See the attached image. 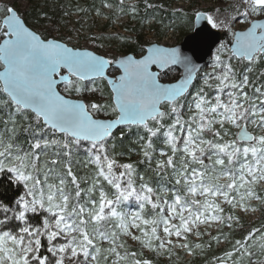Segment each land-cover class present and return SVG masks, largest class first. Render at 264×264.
Returning a JSON list of instances; mask_svg holds the SVG:
<instances>
[{"label": "snow or ice", "instance_id": "obj_1", "mask_svg": "<svg viewBox=\"0 0 264 264\" xmlns=\"http://www.w3.org/2000/svg\"><path fill=\"white\" fill-rule=\"evenodd\" d=\"M124 5L119 0L116 7L135 18L137 8ZM102 7L115 10L108 2ZM5 13L0 24V264H108L109 256L112 264H151L129 252L121 235L157 253L177 247L175 237L191 254L187 240L194 228L233 219L221 215L217 197L244 211L245 198H259L252 186L264 181V83L257 85L248 73L264 60V0H239L232 6L235 14L219 8L196 13L205 28L231 36L217 47L212 72L202 76L195 53L176 45L150 42L138 57L126 52L108 57L62 38H42L13 7ZM237 24L245 30L236 31ZM211 34L197 29L190 39L195 47ZM233 60L247 62L245 71L238 74ZM110 68L113 76L107 75ZM173 73V82H162ZM105 78L111 89L107 102L96 85ZM60 84L82 98H66ZM109 110L114 119L100 118ZM132 126L144 129L141 162L154 164L162 177L172 170L170 199L147 183L137 185L134 165L112 154L114 131L120 129L123 139ZM18 128L26 133V147L16 138ZM157 143L167 149L159 158ZM80 152L86 157L83 166L92 168L84 178L73 170ZM221 179L226 183H218ZM233 192L239 200L230 197ZM129 202L136 203L135 213L123 211ZM145 209L148 216L142 215ZM132 227L141 235H132ZM104 241L107 249L100 247ZM236 245L247 253L246 244Z\"/></svg>", "mask_w": 264, "mask_h": 264}, {"label": "rangeland", "instance_id": "obj_2", "mask_svg": "<svg viewBox=\"0 0 264 264\" xmlns=\"http://www.w3.org/2000/svg\"><path fill=\"white\" fill-rule=\"evenodd\" d=\"M139 0H129L131 5L136 4ZM161 0H151V3L154 5H158ZM105 2H102L103 5ZM235 4L234 0H173V8L176 11L190 10L195 13L198 11L205 10H216L220 9H228ZM7 7H13L18 11L21 18L24 19L26 24L40 34L43 38L46 39H63L64 42L70 41V46H78L81 49L87 48L89 50L97 52V54L107 55L108 57H119L122 52H126L127 54H134L139 56L141 50L136 52H131L132 47L138 43L140 37L146 48L150 42H155L161 45H178L180 44L184 37L191 33L194 29V24L191 25L189 22L183 23L182 26L177 28H172L171 26L166 25V27H161V24L158 20L153 18H147L140 24L137 19V14L135 18L131 15H125L119 9L109 10L107 8L101 7V11L104 10L105 13H112L114 15L111 20L108 16L102 13V16H98V10L95 11H86V2L84 0H0V24H2L3 19L6 15L5 9ZM215 12V11H214ZM100 13V12H99ZM110 22V26L107 29L104 28V25ZM130 25L133 29L137 28L138 30H130L127 26ZM160 27V28H159ZM245 25L237 24L235 30L241 31L245 30ZM79 33V35H77ZM95 36L97 37L96 42L91 40H87V37ZM119 37L120 39H115ZM3 37H0V41H2ZM124 41H127V45H124ZM231 41V36L226 32V36L224 37L221 43H228ZM220 43V44H221ZM219 44V45H220ZM219 45L217 47H219ZM216 47V49H217ZM216 49L208 64L201 70L199 75H203L205 72H212L211 63L213 61V57L216 53ZM222 59H227V55L222 56ZM233 65H238V61L233 60ZM247 64L244 66V70L247 68ZM236 70V69H235ZM110 75H114V70L110 69ZM264 60L259 61L252 65V72L248 73L250 78L256 82L257 85L260 83H264ZM176 78V74L173 73L169 80H164L162 82H173ZM202 84V82H200ZM97 87L104 93V100L107 102L110 100V93L107 92V82L103 80H97ZM199 86V85H197ZM60 91L66 95L67 97L73 99H81L82 97L75 92H65L64 86H60ZM245 91H249L250 89H245ZM98 97V94H97ZM88 98H91V95H88ZM103 119H114L115 114L111 113L109 110V115L101 116ZM126 131L130 129H125ZM120 131V130H119ZM232 131H236L233 129ZM249 131H252V128H249ZM125 132V131H124ZM255 134V133H254ZM116 138L112 139V145H117ZM123 142L121 145H124ZM120 146V144H118ZM155 147V146H154ZM140 144H137L135 148L132 150H128V153H124L122 151H113V155L117 161L120 163H130L131 161H140L143 159L142 155H139ZM167 150L164 148V145L161 144V147L156 149L158 157L159 151ZM86 160L83 152L76 154L73 158V166H77L79 163L76 161ZM207 163V161H206ZM84 174H87V170L83 169ZM172 170L169 169L168 173L161 176L156 170L155 165H151L141 170L140 172H136L134 174L135 177L138 176L136 180L137 185L140 183H147L149 186L154 189H160L161 195L163 198H171V193L168 192L171 187L168 185V181L174 182V177L171 175ZM81 178H84L86 175H79ZM144 177L143 181H140L139 177ZM221 183H226V180L221 179ZM253 191L256 193L258 189H264V181L257 182L252 186ZM243 191V189L241 190ZM164 193H168L167 196H164ZM231 196H236L237 200H239V196L237 193H230ZM199 199H203V197H198ZM216 202L219 203L222 209L229 206V204L223 202L222 197H217ZM260 202L259 198H245L242 202L244 207L248 210L244 211L241 207L237 206L235 212L237 213V218L234 219L235 226L228 227L224 222H211L208 224H201L199 228H194L193 232L188 235L187 243L190 244L191 239L195 242L201 243L202 234L205 235L206 238H211L212 235L217 234L222 227H225L227 231L238 233V236L230 237L227 240H221L217 245V250L223 253L224 250L228 249L226 253L231 252V256H227L226 253L220 256V259L214 264H264V250L257 252L258 246L264 244V239H261L262 235H264V230L259 231L254 227L255 223L259 221L264 214V202H260L263 206V211L256 208V205ZM137 205L135 202H129L124 206L123 211L126 213H135L137 211ZM150 209H145L142 215L148 216ZM222 215V213H221ZM246 221L249 223L246 226L243 222ZM129 231L132 235L140 236L141 232L132 227L129 228ZM199 231L201 235L197 237L195 232ZM241 231H246V234L241 235ZM249 233H254V235L246 239ZM162 234V233H161ZM177 247L173 248L171 252L162 251V252H152L149 251L146 247H143L138 241H135L131 238V236L121 235L119 237V241L123 242L129 252L138 253V257L141 259H149L151 264H154L153 258L154 255L157 257L158 261L162 264H189L188 260L192 258V254H189L187 249L179 247L180 244L184 243L183 240H177L175 237L172 238ZM236 241H241L247 245V253H251L248 255L243 246L239 247L236 245ZM100 247L102 249H107L109 247L106 241L100 242ZM121 253L124 252V249H120ZM205 251L202 250L199 252L203 256ZM135 259L129 257V260ZM66 264H71V261H66ZM101 264H104L101 261ZM108 264H112V257L109 256Z\"/></svg>", "mask_w": 264, "mask_h": 264}, {"label": "trees", "instance_id": "obj_3", "mask_svg": "<svg viewBox=\"0 0 264 264\" xmlns=\"http://www.w3.org/2000/svg\"><path fill=\"white\" fill-rule=\"evenodd\" d=\"M86 2V11H95L98 10L100 13L105 14L106 16H108L111 20L113 19L114 15L112 13H105L104 10L101 11V3L102 2H108L113 4V6L116 9H119L118 7H116V5H118L119 0H84ZM235 4L239 3V0H234ZM148 3H151V0H147ZM153 7L148 8L146 7L145 4V0H139V2H137L136 4L131 5L129 3V0H125V8L131 7V6H135L137 8V19L138 22L140 24H142V22L144 20H146L147 18H153L158 20V22L161 24V27H166V25L171 26L172 24V28H179L180 26L183 25V23L185 22H189V24L193 25L195 22V18H196V13L191 12L190 10H183V11H176L173 8V0H161V2L158 5H154L152 4ZM227 10V12H226ZM215 10H205L202 12H212L214 13ZM221 13L224 14H235L232 13V7L228 8V9H222ZM224 16H221V19H223ZM108 26H110V22H108L107 24L104 25V28L107 29ZM128 29L130 30H138L137 28L133 29L132 27H130V25L127 26ZM160 28V27H159ZM139 41L138 43H136L132 49L131 52H136L138 50H141L144 47V44L142 42V39L140 37H138ZM247 64V62H239L238 61V67H236V71L237 73H242L244 70V66ZM107 92H109L111 94V90L107 84ZM251 92V90H250ZM0 95H3L2 93H0ZM165 106H163L164 108ZM151 123V122H150ZM0 128H2V125H0ZM125 131V132H124ZM123 131V139H121V131H117L114 136L116 138L117 145H114V150L115 151H122L124 153H128V150H132L133 148H135L137 146V144H140V135L144 133V129L140 128L138 129L136 126H132L130 128V130ZM233 133H235V131H233ZM17 140H19V142L23 145V146H27L26 144V133L23 132L22 129L18 128L17 129ZM123 142L124 145H121ZM118 144H120V146H118ZM161 147L160 143H157L155 145V148L158 149ZM83 161L80 159V162L77 166H73V170L75 172L78 173V175H87L90 176L92 175V168L88 167L87 169H89V171L87 170V174H84V170L86 169L83 166ZM141 161H143V159H141L140 161H131L130 163H132L134 165L135 171L136 172H140L141 170L145 169L146 167H149V165L147 163H142ZM122 170V169H121ZM84 172V173H82ZM137 177H135V179H137ZM168 185L172 188L174 186V182L173 181H168L167 182ZM218 183L223 184L220 182V180L218 181ZM178 187V186H177ZM105 190L111 192L112 189L110 188V186L105 184ZM2 191V190H0ZM257 197H259L260 202H264V189H258L257 191ZM98 196V193L96 194ZM258 203L256 205V208L260 209L263 211V206L261 205V203ZM222 216L227 218L228 216H232L233 219L230 222H224L226 225L227 223H231L232 226H235L234 223V219L237 218V213L235 212V209L229 205L226 208L223 209V213ZM246 226L249 225L248 222L244 221L243 222ZM254 227L256 229H258L259 231L264 230V214L262 215L261 219L259 221H257L254 225ZM246 234V231H241V235ZM238 236V233L235 232H231V231H227L225 229V227H222L220 229V231L217 234L212 235L211 238H206L204 234H202V241L201 243L195 242L194 240L191 239L190 241V245L192 246V258L188 260L189 264H214L216 263L219 259L220 256L222 254H225L227 252L228 249L224 250L223 253L219 252L217 250V245L221 240H227L230 239V237H235ZM195 245H201L200 248H196ZM202 250L205 251L204 255L202 256L201 253H199ZM264 250V244L258 246L257 248V252L259 251H263ZM153 261L154 264H162L158 261L157 257L154 255ZM185 264V263H182Z\"/></svg>", "mask_w": 264, "mask_h": 264}, {"label": "water", "instance_id": "obj_4", "mask_svg": "<svg viewBox=\"0 0 264 264\" xmlns=\"http://www.w3.org/2000/svg\"><path fill=\"white\" fill-rule=\"evenodd\" d=\"M15 11L18 13L17 10H15ZM25 24H26V22H25ZM204 24H205V22L199 21L195 18L193 31L191 33L187 34L180 44L176 45V46L181 47L182 50H184L185 52H187L189 54H193V52H194L195 53L194 58H195L196 63L198 64V66L200 67L201 70L208 64V61L212 57L214 50L223 41L224 37L226 36L225 31H217V30L207 29L204 27ZM26 26L28 28H30L27 24H26ZM30 29L33 30L32 28H30ZM197 29L203 30L204 33L210 32L212 34L211 35H205L203 43L200 44L199 46L194 47L193 42L191 41L190 37L194 34V32ZM0 43H2V41H0ZM129 55H134V54H129ZM110 69L108 70V73H107L108 76H111L109 73ZM2 70H3L2 67H0V71H2ZM62 74H67V73H66V71H63ZM57 79H58V77H57ZM104 80L107 82V78H105ZM164 83H168V82H164ZM62 85L63 84H60L58 86L59 91H60V86H62ZM109 88H110V86H109ZM61 94L64 95L62 92H61ZM65 97L70 98V97H67L66 95H65ZM70 99H73V98H70ZM73 100H77V99H73ZM162 110H163V106H162ZM119 130L120 129H116L114 131V134Z\"/></svg>", "mask_w": 264, "mask_h": 264}]
</instances>
